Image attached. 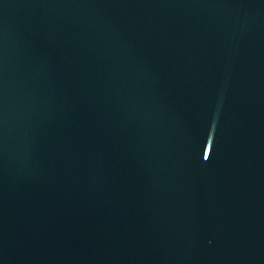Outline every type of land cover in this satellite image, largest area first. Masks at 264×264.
Instances as JSON below:
<instances>
[{
	"label": "water",
	"instance_id": "95a60500",
	"mask_svg": "<svg viewBox=\"0 0 264 264\" xmlns=\"http://www.w3.org/2000/svg\"><path fill=\"white\" fill-rule=\"evenodd\" d=\"M0 264H264V0H0Z\"/></svg>",
	"mask_w": 264,
	"mask_h": 264
}]
</instances>
